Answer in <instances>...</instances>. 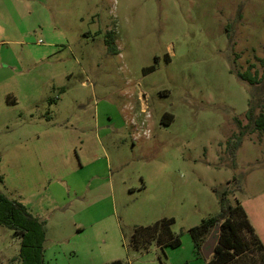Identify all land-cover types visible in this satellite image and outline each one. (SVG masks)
I'll return each instance as SVG.
<instances>
[{
	"label": "rangeland",
	"instance_id": "rangeland-1",
	"mask_svg": "<svg viewBox=\"0 0 264 264\" xmlns=\"http://www.w3.org/2000/svg\"><path fill=\"white\" fill-rule=\"evenodd\" d=\"M260 59L264 0H0V192L42 221V262L205 264L187 229L226 187L264 241ZM162 217L179 246L133 248ZM17 250L0 225V264Z\"/></svg>",
	"mask_w": 264,
	"mask_h": 264
},
{
	"label": "trees",
	"instance_id": "trees-1",
	"mask_svg": "<svg viewBox=\"0 0 264 264\" xmlns=\"http://www.w3.org/2000/svg\"><path fill=\"white\" fill-rule=\"evenodd\" d=\"M104 44L109 52L116 53L114 39L111 33H106ZM264 68V59H260ZM154 70L153 65L143 68V72ZM236 76L250 84L256 80L248 72H236ZM256 97V96H255ZM250 95L244 117L248 120L253 130L264 132V116L259 111L255 116V109L264 103ZM163 124H169L171 116L163 114ZM236 124L239 126V122ZM241 129V133H243ZM217 197L218 211L211 216L203 218L198 224L190 226L187 232L192 242V251L195 256L201 255V245L215 227V244L209 257L204 258L205 264H264V246L250 224L241 203L237 199L230 200L228 188L223 190L213 189ZM173 218L162 217L145 226H133L130 234V244L133 248L146 249L150 242H155L159 247L179 246V233L171 231ZM0 225L12 231L18 239V250L14 260L18 264H44L42 262V244L44 229L42 221L31 215L26 207L18 200L8 198L0 192ZM12 261V260H11ZM106 264V263H105ZM107 264H125L116 259Z\"/></svg>",
	"mask_w": 264,
	"mask_h": 264
},
{
	"label": "water",
	"instance_id": "water-1",
	"mask_svg": "<svg viewBox=\"0 0 264 264\" xmlns=\"http://www.w3.org/2000/svg\"><path fill=\"white\" fill-rule=\"evenodd\" d=\"M215 230L214 227L213 230L210 232L204 243L201 245V252L204 258H207L208 255L212 252L213 246L215 244L216 236H215Z\"/></svg>",
	"mask_w": 264,
	"mask_h": 264
},
{
	"label": "crops",
	"instance_id": "crops-1",
	"mask_svg": "<svg viewBox=\"0 0 264 264\" xmlns=\"http://www.w3.org/2000/svg\"><path fill=\"white\" fill-rule=\"evenodd\" d=\"M78 161H85V160H81V159H79ZM264 198V197H263ZM243 207V209L245 210V213H246V215H247V217H248V220H249V222H250V224L252 225V227H253V229H254V231L256 232V234L258 235V237H259V239H260V241L262 242V244H263V246H264V241L262 240V238L259 236V222H258V220L256 219V218H254L253 217V215L251 214V212H249L244 206H242ZM35 217H37V216H35ZM38 218V217H37ZM38 220L39 221H41L39 218H38ZM194 254V253H193ZM195 256V255H194ZM196 257V256H195Z\"/></svg>",
	"mask_w": 264,
	"mask_h": 264
}]
</instances>
